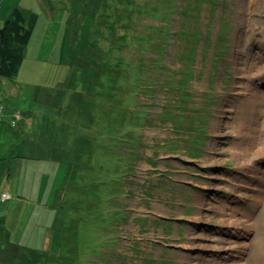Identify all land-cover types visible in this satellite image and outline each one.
Here are the masks:
<instances>
[{"label":"rangeland","instance_id":"1","mask_svg":"<svg viewBox=\"0 0 264 264\" xmlns=\"http://www.w3.org/2000/svg\"><path fill=\"white\" fill-rule=\"evenodd\" d=\"M26 2L4 264H264V0Z\"/></svg>","mask_w":264,"mask_h":264},{"label":"crops","instance_id":"2","mask_svg":"<svg viewBox=\"0 0 264 264\" xmlns=\"http://www.w3.org/2000/svg\"><path fill=\"white\" fill-rule=\"evenodd\" d=\"M5 1H3V2L0 1V17H2L0 25L5 20L8 12H10L13 9V7H15L18 4L22 5L21 2H23V0H7L6 2ZM24 63H25V61H24ZM22 66H24V65L22 64ZM21 86L22 85H20L19 83H16L14 80H11L9 78H1L0 77V99H1L2 103L4 104V108L5 109H9L8 105L14 104L15 101H16V105H17L16 96H19V98L21 97V93H20L22 91V87ZM10 93H14L16 96L11 97L9 95ZM12 98L15 101L12 100ZM16 113H17V111L16 112H8V111H5L3 109V112L0 113V122L4 123V125L2 127H0V131L1 130H5L7 128L8 131L12 132V130H10V128L8 127L9 126L8 123H9L10 119L12 120V116L15 115ZM20 114H22V113H20ZM19 122H21L23 125H26V122H22L21 120ZM0 146L1 147H6L7 146L5 144V139L1 138V137H0ZM4 156H6V158H8V153L0 156V160L3 159ZM38 164H40L39 159H38ZM3 174H4V172H3ZM3 174H2V180L4 179ZM38 175L39 174H37L36 178L38 177ZM21 178L25 179L26 181H28L31 178V176L23 175V176H21ZM40 179H41V181L47 183V177H46V174L43 171L41 172ZM5 185H6L5 189H9V187L11 189H14V188L17 187V180L14 181L12 186H10V183H5ZM7 186H9V187H7ZM33 190H38V187L35 186V188H33ZM3 192H6L8 194L15 193V192H13V190H3ZM16 192H17V194L23 195L24 190H20L19 192L18 191H16ZM12 205H13L12 203L7 204L6 205V209L3 210L2 212H0V225L7 226L8 233L11 236H13L14 234L17 233L18 227H20L22 225L21 221L23 220V218L21 217L22 216L21 213H19L18 219H14L13 221L9 220L10 214H11ZM20 208H23L22 205L20 206ZM1 235L2 234H1V230H0V241L4 242L5 240L2 239L4 237L1 236ZM23 255H21V256H23ZM1 260H4V259H3L2 256H0V263L1 264H4V262L6 261V259L4 261H1Z\"/></svg>","mask_w":264,"mask_h":264},{"label":"trees","instance_id":"3","mask_svg":"<svg viewBox=\"0 0 264 264\" xmlns=\"http://www.w3.org/2000/svg\"><path fill=\"white\" fill-rule=\"evenodd\" d=\"M211 1H215V0H211ZM22 20H23V17L20 14V12L14 11L13 14L10 16V18L0 28V33L5 34L2 36L5 39V41H8L9 39L11 41V39H14L12 41V43L14 45H17L21 49V51H23L25 49V48L24 49L21 48V44L23 42L24 43L27 42V39L29 36V31H30V29L25 30V29H23V26L17 25V23L19 21L22 22ZM16 21H18V22H16ZM11 26H18L17 30L13 31L16 34L13 37L7 36V34L11 31V29H10ZM6 57H7V51H6ZM10 59L13 62L14 71L8 72V70L6 68H8L9 64L7 62H9V59H7L3 56V58H0V75H2V76L6 75L7 77H9L11 75H16V73H17L16 66H19L18 63H20V61H21V54L19 53L16 58H10ZM6 73L10 74V75L8 76ZM11 77H14V76H11Z\"/></svg>","mask_w":264,"mask_h":264},{"label":"bare ground","instance_id":"4","mask_svg":"<svg viewBox=\"0 0 264 264\" xmlns=\"http://www.w3.org/2000/svg\"><path fill=\"white\" fill-rule=\"evenodd\" d=\"M0 1H5V0H0ZM7 1V0H6ZM5 1V2H6ZM94 3V2H93ZM21 4L22 5H20V4H18V5H16L15 7H13V9L10 11V12H8V14H7V16H6V18H5V20L2 22V24L0 25V28L4 25V23L10 18V16L13 14V12L14 11H18V12H20V13H22L23 11L25 12V13H29L30 12V10L28 9V7H27V5L26 4H29L28 2H26V3H23V2H21ZM30 14V13H29ZM1 20H2V17H0V22H1ZM7 59H9V62H7L9 65H8V68H6L7 70H8V72H13L14 71V67H13V62H12V60L9 58V57H7ZM17 73L19 74L20 73V71L19 70H17ZM25 85H28V84H25ZM7 90V89H6ZM11 97H14L15 96V94L14 93H10L9 94ZM34 97L35 98H37V95H36V93L34 92ZM188 135H190V134H188ZM0 137L1 138H4L5 139V144L7 145V146H9L14 140H15V138H11V133H9V131H8V129L6 128L5 130H1L0 131ZM168 151H171V152H174V153H178V154H180V152H181V148H180V146L178 145V144H175V143H172V144H169V146H168ZM228 183L230 182V181H227ZM77 182H75L74 181V185L76 184ZM238 183V182H237ZM115 210L116 211H118V209L117 208H115ZM10 249H12V247H10ZM17 249H18V246H17ZM132 250V252L131 253H134V252H137V250H139L138 249V247H135V248H133V249H131ZM22 253H24V250H22L21 252H17V253H14L13 254V257L15 258V257H19ZM13 257H11V258H13ZM14 258H13V260H14ZM8 262H10V260H8ZM10 264V263H9Z\"/></svg>","mask_w":264,"mask_h":264}]
</instances>
